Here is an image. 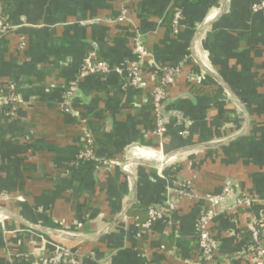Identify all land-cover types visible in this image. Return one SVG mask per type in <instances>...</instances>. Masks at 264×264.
<instances>
[{
	"label": "crops",
	"instance_id": "0c3cea01",
	"mask_svg": "<svg viewBox=\"0 0 264 264\" xmlns=\"http://www.w3.org/2000/svg\"><path fill=\"white\" fill-rule=\"evenodd\" d=\"M4 1L13 11L0 36V209L74 238L0 216V264H35L61 247L78 264H264L249 231L257 224L264 246V11L252 9L263 0H227L198 36L223 0ZM174 6L185 17L178 33L166 22ZM92 55L112 72L81 76ZM138 63L140 85L115 72ZM166 65L181 70L158 135L153 93ZM86 135L93 159H79ZM171 152L158 166L122 165ZM186 183L192 195L179 194ZM228 191L210 225L215 250L203 258L204 198ZM236 191L252 203L232 201ZM169 203L140 238L129 211Z\"/></svg>",
	"mask_w": 264,
	"mask_h": 264
},
{
	"label": "built area",
	"instance_id": "2783aa9c",
	"mask_svg": "<svg viewBox=\"0 0 264 264\" xmlns=\"http://www.w3.org/2000/svg\"><path fill=\"white\" fill-rule=\"evenodd\" d=\"M4 0H0V36L5 34L12 27L10 23L7 21V17L2 13V6ZM252 9L254 11H264V0L259 1L253 4ZM185 17L182 12L178 9L174 12L173 22H172V30L175 33H178L181 27L184 24ZM137 51L144 56L146 54L143 46L138 45ZM141 66L135 64L128 68V70H124L122 68L117 67L115 72L119 75H127L128 80L133 85H140L142 83V70ZM181 67L178 65H166L160 68L162 72L161 84L157 86L153 93V111L154 116L156 118V133L158 135H163L166 130V118L163 113V103L168 99L169 91L168 87L171 83L174 82L176 75L180 72ZM112 72V68L108 62L104 60H100L95 56H89L83 62L81 66L80 75L86 76L89 74L94 75H106ZM74 84L67 90V94L70 95L74 91ZM12 105V113H14L15 105L17 98L15 95H11L9 100ZM93 138L90 135H86L85 138V148L80 152L79 159L95 158L93 151ZM181 195H192L190 184H182L178 190ZM232 195L231 191L226 192V194L221 195H208L204 198L205 206L200 210L199 217V238L198 245L201 249L203 258H210L213 254L216 241L212 236L210 225L214 217L218 214L219 208L221 204L226 201ZM252 199L249 197H244L237 199V204L250 205L252 203ZM174 208V205L169 203V206H152L149 208V217L143 224H136L137 228H142L139 230L138 234L140 235L142 232H146L152 228L154 222L157 220L163 219L167 216L168 211ZM249 231L252 234L253 244L255 246V251L259 256L264 255V246L261 244V230L257 224L251 223L249 225ZM35 264H78V256L75 252L68 248L61 247L57 249L54 253L50 255L43 256L38 262Z\"/></svg>",
	"mask_w": 264,
	"mask_h": 264
},
{
	"label": "water",
	"instance_id": "95a60500",
	"mask_svg": "<svg viewBox=\"0 0 264 264\" xmlns=\"http://www.w3.org/2000/svg\"><path fill=\"white\" fill-rule=\"evenodd\" d=\"M226 9H227V0H223V6H222V8H221V10L219 11V13L217 14V16L213 19V20H211V21H209V22H206L205 24H203L200 28H199V30H198V32H197V34H196V36H198L199 35V33L204 29V28H206L207 26H209V25H211L213 22H215L219 17H221V15H223L225 12H226ZM199 64H201L199 61H197ZM201 66H203L202 64H201ZM203 68H204V71L206 72V73H208V74H211V72L209 71V70H207L204 66H203ZM212 75V74H211ZM216 78V80L218 81V82H220V84H222L227 90H228V92L231 94V96H232V98L235 100V102L238 104V106H240V108H242V110L245 112V114H247V111H246V109H245V106H244V104L241 102V100L239 99V97L234 93V91L230 88V86L224 81V80H222L220 77H215ZM247 116V115H246ZM175 153L176 152H171V153H168V154H166L163 158H162V160L161 161H158V160H156V161H149V160H146V159H143V158H135V157H130V158H128L127 160H125V162H123V166H126V165H128V164H133V163H139V164H145V165H155V166H158V165H161V164H164L165 162H167L168 161V159H170L172 156H174L175 155ZM232 183V182H231ZM239 195H240V192L239 191H236L235 192V194H234V196L232 197V201H235L238 197H239ZM132 205L133 204H131V205H129L125 210H124V212H123V214L121 215V219H123V218H125L126 216H127V213H128V211H129V209L132 207ZM0 216H8V217H12V218H14V219H16V220H19V221H21V222H23V223H25V224H27V225H29V226H31V227H34V228H38V229H41V230H44V231H46V232H48V233H50V234H56V232H54V231H52V230H50L49 228H44V227H42V226H38V225H35V224H31V223H28V222H26V221H24V220H20L18 217H16V216H14L13 214H11L10 212H8V211H6V210H1L0 209ZM115 225V224H114ZM113 225V226H114ZM113 226H111L110 228H108V230H110ZM56 236H59V237H61V238H64V239H73L74 238V236H65V235H58V234H56ZM77 238V237H76ZM77 239H79V240H84V239H86V238H77Z\"/></svg>",
	"mask_w": 264,
	"mask_h": 264
},
{
	"label": "trees",
	"instance_id": "16d2710c",
	"mask_svg": "<svg viewBox=\"0 0 264 264\" xmlns=\"http://www.w3.org/2000/svg\"><path fill=\"white\" fill-rule=\"evenodd\" d=\"M13 11V5H6L5 2L3 3L2 6V13L4 16L7 17V21L8 23H10L9 20V15L11 14V12ZM176 11V6H174L170 12L169 15L167 17V25L169 26V28L172 30V22H173V16H174V12ZM162 74V72H161ZM148 212H149V206L147 205H141V204H136L128 213V216L136 219L135 222L138 224H143L147 219H148ZM142 228H137V233L139 232V230H141ZM143 230V229H142ZM143 233L142 232L140 234V238L143 237ZM251 234V232H250Z\"/></svg>",
	"mask_w": 264,
	"mask_h": 264
}]
</instances>
